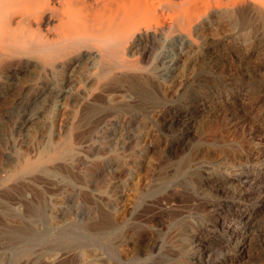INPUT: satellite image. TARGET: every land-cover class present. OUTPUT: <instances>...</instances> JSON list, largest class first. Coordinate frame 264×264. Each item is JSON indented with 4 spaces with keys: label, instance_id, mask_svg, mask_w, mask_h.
<instances>
[{
    "label": "bare ground",
    "instance_id": "6f19581e",
    "mask_svg": "<svg viewBox=\"0 0 264 264\" xmlns=\"http://www.w3.org/2000/svg\"><path fill=\"white\" fill-rule=\"evenodd\" d=\"M82 65L88 67V70L85 68L88 73L84 79L87 85L77 96L78 105L70 130L80 131L84 127L94 130L100 125L112 130L121 127L129 129L131 121L144 116L153 121L160 118L166 128L180 125L189 137L195 133L198 111L174 105L176 99L186 92L187 83L203 80L201 77L205 72L222 75L229 82L237 81L243 79V68L258 70L264 67V0H0V95H7L16 89L21 94L25 93L24 96L30 90L50 84L45 87L46 90L55 89L54 97H69L74 91L71 93L66 86L72 83L73 72ZM21 81L27 86L35 84V87H26ZM49 86L52 88L49 89ZM42 87V91L33 95V101L45 95ZM148 87L154 91L149 92ZM23 96H18V99ZM244 97L233 106H223L218 100L209 102L208 106L203 101L198 102V107L205 112V117H225L231 114L229 112L244 111L248 117L264 100V94L252 91ZM162 99H166L168 104L160 105ZM241 119H237L238 123L243 122ZM230 124L227 125L232 127L234 123ZM258 124L263 131L264 118ZM257 133L253 129L246 131L244 139L249 141ZM60 138L59 132L53 134L52 139L49 142L46 140L48 143L44 142L43 148L36 151L38 154L34 158H20V154V159L2 182L23 181L29 184L39 178L57 187V183L52 181L54 174H59V169L73 171L79 162V149L70 142L66 143L67 138L66 141ZM255 156L260 158L255 159ZM205 158L207 163L213 159L208 155ZM226 159L230 162L218 158L212 163L192 169L189 165L180 171L182 176H191L192 192L201 199L218 195L223 199V204H210L211 211L215 213L214 225L201 222L198 225L200 231L210 230L214 234L217 228L224 225L230 212L236 214L238 221H246L242 229L247 231V237L235 242L236 253L225 257L222 262L241 264L248 258V236L252 229V216L257 212L246 207L247 201L252 195L253 184H264V169L261 166L264 153L258 152L255 145H245ZM109 164L115 166L114 170H119L117 164ZM173 171L176 170H167L169 174ZM62 182L64 187L68 186L66 178ZM169 192L177 193L164 188L160 195L169 197ZM141 198L140 193L134 211ZM25 201H30V198ZM106 204L105 229L107 234H117L119 226L113 222L110 200ZM49 206L52 207L50 213L45 212L44 215L49 218L51 226L59 229L62 225L58 224L55 215L64 211V205L57 203ZM226 229L234 231L233 228ZM190 231L182 235L177 233L173 243L174 247L182 245L188 253H192V264H208L210 255L205 242L216 247L219 244L221 249L229 243L226 240L212 242L214 236L202 238L196 230ZM15 237L14 240L18 239ZM23 237L18 240H23ZM60 252H56V256L53 254L55 257L47 259L44 264L58 262L62 258Z\"/></svg>",
    "mask_w": 264,
    "mask_h": 264
},
{
    "label": "rangeland",
    "instance_id": "374dc122",
    "mask_svg": "<svg viewBox=\"0 0 264 264\" xmlns=\"http://www.w3.org/2000/svg\"><path fill=\"white\" fill-rule=\"evenodd\" d=\"M82 66L73 72L74 80L66 86L71 93L74 91L69 97H54L55 89L46 90L45 87L50 84L30 90L24 96L25 93L21 94L16 89L7 95H0V263L44 264L60 250L62 258L52 264H192V253H188L182 245L174 247L173 243L178 234L190 233L192 229L202 238L214 236L215 240L212 242H229L223 249L219 244L216 247L205 242L210 255L207 258L208 264H222L225 257L233 256L237 251L235 242L247 237V231L242 229L247 224L243 223L246 221H238L235 219L236 214L230 212L224 225L217 228L214 234L210 230L200 231L198 225L201 222L214 225V212L211 211L210 204H223V199L218 195L204 200L195 195L192 192L191 176H182L180 170L189 165L190 169L203 166L218 158L230 162L226 157L230 158L232 152H237L245 145H255L258 152L264 153V130L261 131L258 126L259 121L264 118V100L248 115L249 118L245 111L229 112L232 116L226 115L227 119L221 115L205 117V112L198 107V102L203 101L208 106L212 101L218 100L223 106H233L241 102L246 93L260 91L264 94V67L258 70L243 68V79L237 81L229 82L222 75L205 72L207 75H202L203 80L196 79L197 81L187 83L186 92L176 99L174 105L198 111L199 116L194 124L195 133L188 137L186 130L180 125L174 124L166 128L160 118L153 121L144 116L131 121L129 129L121 127L112 130L100 125L94 130L88 127L81 129V132L70 130L78 105L77 96L87 85L84 79L88 67ZM25 86L34 88L35 84ZM41 87L45 95L38 98V101H33V95L42 91ZM48 88L51 89L52 86ZM148 91L154 90L149 88ZM18 96L23 97L18 99ZM160 102V105L168 104L166 99ZM238 118H242L243 122L238 123ZM230 121L234 123L232 127L227 125ZM248 129L259 132L249 141L244 139ZM58 132L61 138L65 137L63 140L66 141L67 138L66 143L70 142L69 144L79 149L77 159L80 163L76 159L78 165L73 171L59 169V174H54L52 181L57 183V187L39 178L29 184L23 181L2 182L20 158H34L38 154L36 151H40L45 145L44 142H49L53 134ZM129 135L131 139H127ZM80 139H85L86 143H82ZM219 153L222 154L221 157H218ZM206 155L213 158L208 163ZM109 162L117 164L119 170H114L115 166ZM254 162L255 160L251 161V164ZM263 165L264 161L262 169ZM226 166L227 164L224 168ZM169 168L176 171L169 174ZM64 178L68 180V186L65 187L62 182ZM259 185L253 184L250 191L252 195L247 201L246 207L257 212L252 216L253 224L248 236V258L241 264H264V184ZM58 186L64 187V190ZM164 188L177 193L169 192V197L160 195ZM140 193L142 198L138 209L134 211L133 207L136 206V198ZM28 197L30 201L26 202ZM109 200L113 222L119 226L117 234H107L105 229V208ZM49 203L64 205V211L55 215L58 224L62 225L59 229L51 226L49 218L44 215L45 212L49 214L52 209ZM25 228L30 231L24 230ZM226 228H233L234 231H227ZM24 231H28V235ZM31 231L34 233L31 234ZM15 235L18 239L23 236L25 238L19 241L15 237L14 240Z\"/></svg>",
    "mask_w": 264,
    "mask_h": 264
}]
</instances>
